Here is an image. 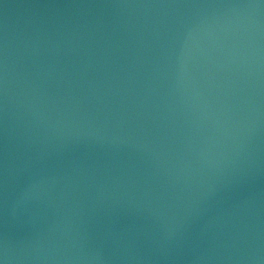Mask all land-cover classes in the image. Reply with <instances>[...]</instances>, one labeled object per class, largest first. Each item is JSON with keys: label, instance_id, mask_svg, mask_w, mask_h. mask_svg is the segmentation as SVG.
<instances>
[{"label": "water", "instance_id": "water-1", "mask_svg": "<svg viewBox=\"0 0 264 264\" xmlns=\"http://www.w3.org/2000/svg\"><path fill=\"white\" fill-rule=\"evenodd\" d=\"M0 264H264V0H0Z\"/></svg>", "mask_w": 264, "mask_h": 264}]
</instances>
